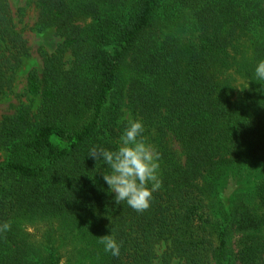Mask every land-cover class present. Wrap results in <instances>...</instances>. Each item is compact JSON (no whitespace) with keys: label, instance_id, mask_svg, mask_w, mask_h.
<instances>
[{"label":"trees","instance_id":"obj_1","mask_svg":"<svg viewBox=\"0 0 264 264\" xmlns=\"http://www.w3.org/2000/svg\"><path fill=\"white\" fill-rule=\"evenodd\" d=\"M35 2V29L62 41L27 73L37 107L0 117V264H60L63 241L68 264H264V0ZM29 56L0 0L1 98ZM129 119L160 154L143 212L115 203L88 156L115 149ZM27 217L46 219L40 244ZM111 229L118 257L99 243Z\"/></svg>","mask_w":264,"mask_h":264},{"label":"clouds","instance_id":"obj_2","mask_svg":"<svg viewBox=\"0 0 264 264\" xmlns=\"http://www.w3.org/2000/svg\"><path fill=\"white\" fill-rule=\"evenodd\" d=\"M255 81H264V60L254 68ZM143 121L129 119L123 128L115 149L92 146L88 156L106 164L110 169L103 173V180L108 185V192L114 194L116 204L125 202L137 212L150 207L153 193L162 186L159 177L160 154L155 151L143 135ZM10 222L0 223V233L10 230ZM104 251L113 257L121 253V244L111 233L99 237Z\"/></svg>","mask_w":264,"mask_h":264},{"label":"rangeland","instance_id":"obj_3","mask_svg":"<svg viewBox=\"0 0 264 264\" xmlns=\"http://www.w3.org/2000/svg\"><path fill=\"white\" fill-rule=\"evenodd\" d=\"M12 11L14 13L15 21L18 29L23 33L25 38L28 40L30 46V56L26 59L25 64L21 68L17 81L15 83L14 92L10 96L1 98L0 97V117L5 113L13 112L12 103L18 104L25 102L32 104L37 107L39 104V98H35L31 95H27V73L30 69L36 68L41 70L43 66V54L42 52L52 53L60 45L62 38L56 33L54 28H47L43 31L35 29V24L38 19L39 10L35 0H9ZM66 59H71V54H66ZM126 117L132 118L128 113ZM125 117V118H126ZM152 148V144H149ZM178 149V146H176ZM7 152L0 150V161L6 157ZM227 192L232 190L231 185ZM46 219L38 217H27L23 220L22 225L30 233L34 234V239L37 244H40L42 234L44 232L43 224ZM264 233V230H262ZM63 238V237H62ZM238 235L236 234L232 238V242H236ZM63 240V239H62ZM64 245L61 249L64 250L63 257L60 264H68L71 262L70 248L69 245L63 241ZM234 246V245H233ZM235 247V246H234ZM167 248L166 244L158 245V252L162 254ZM153 264H163L162 258H158Z\"/></svg>","mask_w":264,"mask_h":264}]
</instances>
